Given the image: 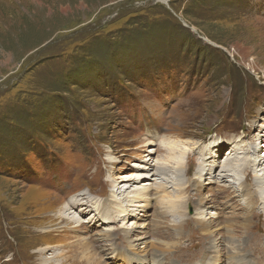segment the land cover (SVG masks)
Segmentation results:
<instances>
[{"label": "rangeland", "instance_id": "rangeland-1", "mask_svg": "<svg viewBox=\"0 0 264 264\" xmlns=\"http://www.w3.org/2000/svg\"><path fill=\"white\" fill-rule=\"evenodd\" d=\"M262 141L264 0H0V264H264Z\"/></svg>", "mask_w": 264, "mask_h": 264}, {"label": "bare ground", "instance_id": "bare-ground-1", "mask_svg": "<svg viewBox=\"0 0 264 264\" xmlns=\"http://www.w3.org/2000/svg\"><path fill=\"white\" fill-rule=\"evenodd\" d=\"M252 68V67H251ZM195 144H197V143H195ZM196 147V145H194L193 146V150H194V148ZM260 148H264V142L262 141V142H260ZM260 148H258V149H256V150H253V151H251V153L250 152H248L247 154H248V156H254V153L256 152V151H261L260 150ZM233 150H236V148H235V146H234V149ZM231 155V154H230ZM233 155V154H232ZM263 155H264V152H263ZM238 156V155H237ZM229 159H231V157L229 158ZM256 161L257 162H255V165H257L258 167H261V170L260 171H264V157H261V158H257L256 159ZM224 162H225V164H226V167L228 168L226 171H229V168L231 167V166H235L236 167V170L239 172V173H237V181H241V178H240V175L241 174H246L247 175V171L249 170V169H251V170H253L254 171V169H253V167H254V164H253V167H252V165L251 166H249V169H248V165H250L249 163H248V161H244L242 158H240V159H238V160H236V159H231V160H228L227 158L224 160ZM183 167H182V165L181 164H179L178 166H177V168H176V171H175V174H178V176H179V179L180 178H182V174H183V169H182ZM168 172V170L166 169V168H162V174H166ZM249 172V171H248ZM255 172H256V170H255ZM177 176V175H176ZM224 176V175H223ZM255 176H256V174H255ZM181 181V180H180ZM207 181H205V183H206ZM255 183L262 189V195L260 196V200H263L264 201V174H263V178L262 177H260V178H258L257 177V179L255 180ZM230 187H232V185L230 186ZM240 187H241V189H242V191H243V194L244 195H247V197L246 196H243V198H245L246 199V201H248V199H252L253 197H252V193L251 192H249L248 190L249 189H247L248 187H246L245 185H244V183H241L240 184ZM161 188V189H160ZM240 189V190H241ZM157 192V194H160L159 196L163 199V198H167L168 199V207H169V209H171V212H174L175 214H177V215H179V217L180 218H184V216H185V212L183 211V209H185V207H187V209H188V207H189V204H188V202H190V198L187 200V201H185V200H183V198H180V197H183V196H175L174 198H171V196L170 195H168V192H167V190H166V188H164L163 186L162 187H158V190L156 191ZM257 192V191H256ZM259 194V193H258ZM259 196V195H258ZM136 197L137 198H140V195L139 194H137L136 195ZM176 198H178L179 200H176ZM188 198V197H187ZM138 200V199H137ZM137 200H135V201H137ZM262 201V202H263ZM84 202H85V200H84ZM201 202H203V200L201 199V201H200V203ZM253 202H255V201H253ZM80 203V202H79ZM263 204H264V202H263ZM191 205H192V203H191ZM249 205L250 206H252L253 205V203L251 202V203H249ZM249 206V207H250ZM81 207H83V206H81ZM195 208V207H194ZM264 208V207H263ZM196 209V208H195ZM205 210V209H204ZM203 210V211H204ZM216 213V212H215ZM256 213V212H255ZM263 214V213H262ZM211 215H213V214H211ZM257 215V214H256ZM264 215V214H263ZM258 216V215H257ZM63 220L64 221H66V226H69V224L70 223H74V221L71 219V218H63ZM191 222V221H190ZM202 222V221H201ZM198 226L200 227V229H202V230H205V231H207V232H210L209 230H210V227H209V225H207V224H205L204 222H202L201 224H198ZM47 264V263H46ZM61 264H65L64 262H62Z\"/></svg>", "mask_w": 264, "mask_h": 264}]
</instances>
